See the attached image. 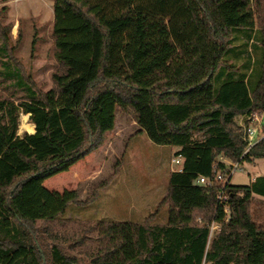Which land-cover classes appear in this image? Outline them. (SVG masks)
I'll use <instances>...</instances> for the list:
<instances>
[{"label": "trees", "instance_id": "16d2710c", "mask_svg": "<svg viewBox=\"0 0 264 264\" xmlns=\"http://www.w3.org/2000/svg\"><path fill=\"white\" fill-rule=\"evenodd\" d=\"M53 8L58 67L46 91L0 25L9 91H0V264H264V226L251 208L254 195L264 197V175L248 186L217 179L232 163L264 159V139L245 152L237 121L264 111V0H54ZM119 107L154 143L179 147L181 170L144 220L99 219L60 235L55 224L69 205L93 202L110 180L86 201L45 180L100 148ZM22 113L35 132L18 134Z\"/></svg>", "mask_w": 264, "mask_h": 264}, {"label": "rangeland", "instance_id": "374dc122", "mask_svg": "<svg viewBox=\"0 0 264 264\" xmlns=\"http://www.w3.org/2000/svg\"><path fill=\"white\" fill-rule=\"evenodd\" d=\"M45 1H49L52 8ZM45 1L0 0V25L7 28L14 54L43 91L54 86L52 75L58 67L52 35L54 0ZM3 86L0 81V91L8 94ZM20 120L19 133L29 132L23 126L31 123L28 115L22 113ZM237 121L241 123L240 116ZM139 129L134 115L119 107L115 128L100 148L68 171L45 180V186L50 190H77L81 201L93 194L98 182L110 180L93 202L69 205L61 216L64 220L55 224L60 235L94 226L99 219L142 221L156 211L166 195L170 172L181 167L172 161L179 147L156 144ZM256 175H264V159L242 163L234 172L231 183L248 186ZM251 208L254 221L264 226V197L254 195ZM167 210V206H163L156 220L165 222ZM93 234V231L88 232L90 236ZM87 243L91 244L90 241ZM78 264H87V260H80Z\"/></svg>", "mask_w": 264, "mask_h": 264}, {"label": "built area", "instance_id": "2783aa9c", "mask_svg": "<svg viewBox=\"0 0 264 264\" xmlns=\"http://www.w3.org/2000/svg\"><path fill=\"white\" fill-rule=\"evenodd\" d=\"M240 118H241L240 124L244 128L245 139L247 140V147L245 150V152H247L254 145H256L258 142L264 139V111L252 110L244 115H241ZM182 160H183L182 155H178L174 157L172 161L176 164H180L181 166ZM239 166H240L239 162L232 163V166L229 168L230 171L229 175L225 177L222 173H219L217 179L223 181L224 185L227 184L230 181V178L232 179L234 172L237 169H239ZM178 170H181V167ZM198 182L211 183V181L204 176L199 177ZM219 198L223 200L227 198V196L224 194V190L220 192ZM227 210L228 208L226 209V211ZM226 220H229V218H227ZM219 230H220V224L216 222L212 223L210 237L215 236Z\"/></svg>", "mask_w": 264, "mask_h": 264}, {"label": "crops", "instance_id": "0c3cea01", "mask_svg": "<svg viewBox=\"0 0 264 264\" xmlns=\"http://www.w3.org/2000/svg\"><path fill=\"white\" fill-rule=\"evenodd\" d=\"M12 1H19V0H8V2H12ZM45 1V0H44ZM44 3H46V5H48L50 8H52V6H51V4H50V2L49 1H45ZM50 89V88H49ZM28 115V118L30 117V114H27ZM32 123V122H31ZM33 125H34V128H33V131H29V133H33V132H35V124L34 123H32ZM18 134L19 135H22V134H20L19 133V131H18ZM24 134V133H23ZM256 176H258V175H256ZM256 176H253L252 178H251V181L250 182H252L254 179H255V177Z\"/></svg>", "mask_w": 264, "mask_h": 264}, {"label": "bare ground", "instance_id": "6f19581e", "mask_svg": "<svg viewBox=\"0 0 264 264\" xmlns=\"http://www.w3.org/2000/svg\"><path fill=\"white\" fill-rule=\"evenodd\" d=\"M24 126V129L27 128L29 131H33L34 125L32 123H26ZM21 131V130H20ZM23 131V129H22Z\"/></svg>", "mask_w": 264, "mask_h": 264}]
</instances>
